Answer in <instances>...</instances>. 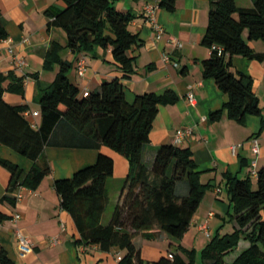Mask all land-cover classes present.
<instances>
[{"label":"trees","instance_id":"16d2710c","mask_svg":"<svg viewBox=\"0 0 264 264\" xmlns=\"http://www.w3.org/2000/svg\"><path fill=\"white\" fill-rule=\"evenodd\" d=\"M116 0H63L65 7L50 14L49 26L61 29L66 36L63 47L52 43L44 67L58 64L59 71L51 85L40 90V124L32 127L26 119L25 106H11L3 99L5 92L23 95L26 76L14 72L0 73V145L30 160L24 172L17 165L0 158V166L10 174L7 193L1 203L15 206L12 196L19 187L36 190L51 173L44 156L47 147L100 151L103 147L121 155L128 172L110 221L101 220L108 207L107 181L114 174L113 159L99 152L95 162L77 170L70 178L54 181L61 210L75 223L78 245L96 246L103 252L120 251L118 264H227L225 257L234 252L240 241L249 246L230 264H264V167L259 169L256 184L250 178L239 179L226 174L228 222L235 224L230 234L211 238L199 252L176 246L157 261L141 259L134 239L140 235L153 239L158 232L176 242L181 240L205 195L208 185L200 183L201 172L187 148L160 146L150 167L143 162V151L149 144L152 124L160 106L177 102L172 91L163 94L136 95L132 102L125 97L119 79L102 83L92 92L81 94L70 82V64L61 52L92 54L96 49L110 50L113 60L128 79L134 73L133 46H139L136 34L128 30L133 16L120 12ZM178 0H158V8L175 10ZM236 0H208V25L201 44L210 49V57L201 62L203 78L213 79L227 96L220 111L210 115L217 121L225 112L230 120L243 123L247 116H260L259 100L253 92L252 79L230 70L231 58L241 56L262 60L247 41L264 42V0H252L251 9L238 8ZM246 33V39L244 34ZM7 33L0 14V40ZM220 47L219 55L212 47ZM186 184L187 193L177 194V185ZM12 218L0 212V224ZM171 248V247H169ZM0 264H17L0 249Z\"/></svg>","mask_w":264,"mask_h":264},{"label":"crops","instance_id":"0c3cea01","mask_svg":"<svg viewBox=\"0 0 264 264\" xmlns=\"http://www.w3.org/2000/svg\"><path fill=\"white\" fill-rule=\"evenodd\" d=\"M157 2L115 1L120 12L134 17L128 30L140 40L139 46L130 49V54L135 56L134 73L130 78L122 77L123 73L110 50L98 48L94 53L86 54L65 49L60 54L61 59L71 66L68 79L83 95L97 90L102 83L119 79L128 102L144 93L160 95L172 91L178 97L174 104L159 107L149 144L143 151V162L147 157L148 162L152 163L160 146L174 145L177 130L191 129L193 132V137L185 138L180 147L191 151L201 172L200 183L209 187L181 240L176 242L163 232H158L153 239L140 235L134 239L141 259L147 262L157 261L167 254V250H176V246L199 253L215 235L232 233L235 224L228 222L229 205L224 176L230 174L239 179L250 178L255 185L256 179L250 177L251 163L256 162L257 171L264 167V57L262 60H250L234 56L230 67L232 72L252 79L261 115L247 116L243 123H238L230 120L224 112L219 120L212 121L210 115L220 111L228 98L213 79L203 78L202 73L201 62L211 54L210 49L201 44L208 25L209 2L178 0L173 12L158 8L156 19L163 28V35L156 39L146 22L144 8ZM235 3L241 9L253 7L252 0H236ZM64 7L63 0H0V14L7 33V38L0 40V73L14 72L18 77L26 76L23 95L5 92L3 99L11 106H25L26 119L37 127L41 120L38 104L40 90L48 88L59 71L58 64L44 67L46 53L52 43L63 47L66 45L65 33L49 26V15ZM247 43L255 53L264 56V42ZM9 49L12 53H9ZM13 57L24 59L27 66L21 71L16 70ZM80 62L86 66L83 76L78 74ZM188 94L194 96L193 104L188 101ZM33 113L39 115L32 116ZM255 139L259 144L258 155L252 150ZM99 152L110 156L114 162V174L107 181V193L108 204L111 198L116 205L128 164L121 155L105 147L100 151L47 147L44 156L50 164L51 173L36 190L24 188L23 197L16 201L15 206L0 202V212L12 218L0 224V249H4L13 261L17 264H118L116 256L121 253L116 249L103 252L96 246L77 244L79 234L73 218L61 210L53 187L55 180L70 178L77 170L92 165ZM0 158L17 165L24 172H28L32 166L30 160L2 145ZM110 179L121 183L108 184ZM9 181V172L0 166V197L7 193ZM110 186L113 187L112 193L109 192ZM186 193L187 185L178 184L177 194L183 196ZM16 214L20 218L14 221ZM111 215L112 212L108 216L103 214V225L109 223ZM261 215L264 219V210ZM17 231L28 237L33 247V252L24 257H20L17 250ZM52 240L57 242L52 243ZM248 246V242L240 241L237 249L225 257L226 263L230 264Z\"/></svg>","mask_w":264,"mask_h":264},{"label":"built area","instance_id":"2783aa9c","mask_svg":"<svg viewBox=\"0 0 264 264\" xmlns=\"http://www.w3.org/2000/svg\"><path fill=\"white\" fill-rule=\"evenodd\" d=\"M157 9H158L157 4L146 5L144 8V16H145L146 22L149 24V26L151 27V29L155 33L156 39H160L161 36L163 35V28L158 23V21L156 19ZM212 50H216L219 55H221L222 51H223L220 47H216V46H213ZM9 53H12L11 49H9ZM13 65L16 68V70L21 71L27 66V63L24 59H22L20 57H13ZM85 71H86V66H85L84 62H80V64L78 65V74L80 76H83ZM187 99L191 104H193L195 102L194 96L192 94H188ZM37 115H39V113H33L32 114V116H37ZM32 127L37 128V125L33 124ZM187 137H193V132L191 129L177 130L175 132L174 145L180 146L183 143V140ZM232 150L233 151L235 150V146L232 147ZM252 150H253L255 155H258L259 144H258V141L256 139L253 140ZM257 176H258V172L256 169V162L254 161L251 163L250 177L252 179H257ZM23 190H24V187H19L17 189V191L15 192L14 197L16 198L17 201H19L23 197ZM19 218H20V215L16 214L13 217V220L17 221ZM204 230L206 231L207 228L204 227ZM15 238H16L17 250H18L20 257H24L27 254H30L31 252H33V247H32L31 241L29 240L28 237L23 235L20 231H17ZM56 242H57L56 240H52V243H56ZM120 258H121V256H120V254H118L116 256V259L120 260Z\"/></svg>","mask_w":264,"mask_h":264},{"label":"rangeland","instance_id":"374dc122","mask_svg":"<svg viewBox=\"0 0 264 264\" xmlns=\"http://www.w3.org/2000/svg\"><path fill=\"white\" fill-rule=\"evenodd\" d=\"M245 35H246V33L244 34V36H245ZM147 159H148V158L146 157L145 160H144V162L146 163V165H147L148 167H150L151 163L148 162ZM120 183H121V182H120ZM120 183H117L116 181H114V180H112V179H110L109 182H108V184H120ZM121 184H124V180L122 181ZM112 190H113V187L110 186V187H109V192L112 193ZM114 207H115V203L113 202V200H112L111 198H109V204H108L107 210L105 211L104 215H105V216H108V215H109V212H113ZM105 218H106V217H105ZM105 220H106V219H105Z\"/></svg>","mask_w":264,"mask_h":264}]
</instances>
